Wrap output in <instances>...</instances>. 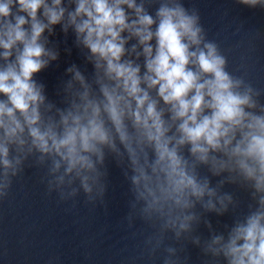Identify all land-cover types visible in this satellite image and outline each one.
I'll return each instance as SVG.
<instances>
[{
	"label": "clouds",
	"instance_id": "clouds-1",
	"mask_svg": "<svg viewBox=\"0 0 264 264\" xmlns=\"http://www.w3.org/2000/svg\"><path fill=\"white\" fill-rule=\"evenodd\" d=\"M238 2L264 8V0ZM200 19L182 0H0V200L31 160L28 166L46 168L49 194L74 201L83 191L95 203L107 190L100 167L107 150L118 162L126 157L133 173L129 227L139 217L179 238L198 220L197 203L217 213L233 203L231 194H218L225 180L211 187L199 174L206 165L213 175L229 173L228 182L249 184L257 206L236 219L227 239L206 242L205 253L227 264H264L262 93L227 70ZM58 24L74 31L94 68L91 79L75 64L65 70V107L48 101L33 78L58 59L44 35Z\"/></svg>",
	"mask_w": 264,
	"mask_h": 264
},
{
	"label": "water",
	"instance_id": "water-1",
	"mask_svg": "<svg viewBox=\"0 0 264 264\" xmlns=\"http://www.w3.org/2000/svg\"><path fill=\"white\" fill-rule=\"evenodd\" d=\"M182 2L185 7L199 10L207 39L215 41L227 57V70L261 90L259 99L264 103V8L249 7L238 0ZM148 7L154 14L158 2ZM53 29V35L47 31L44 35L49 40L47 46L58 51V59L33 78L44 84L48 101L65 107L64 84L71 79V73L65 70L75 64L91 79L94 68L85 59L88 50L75 43L71 28L67 34L59 24ZM131 43L135 40L128 46ZM183 151L188 154L187 148ZM29 164L31 160L26 162L24 172L13 179L8 197L0 200V264H164L169 255L174 260L178 258V264H227L222 255L205 253L206 242L214 235L227 239L236 219H243L257 206L252 196L254 189L242 179L228 182L229 173L213 175L206 165H199V174L209 177L211 187L225 180L218 194H231L233 203L223 213L206 210L197 203L192 211L198 220L192 223L191 231L177 238L174 231L161 233L159 223H145L139 217L129 227L133 173L126 157L118 162L106 150L104 165L100 167L107 172L103 177L107 190L95 203H88L83 191L74 201H60L58 194H49L42 182L46 168ZM161 236L162 242L155 247L156 238ZM149 237L152 243L146 244ZM196 237L199 244L193 242ZM153 247L155 251L150 254ZM168 247L174 248L175 254L168 253Z\"/></svg>",
	"mask_w": 264,
	"mask_h": 264
}]
</instances>
